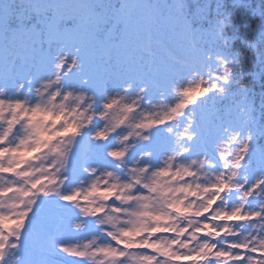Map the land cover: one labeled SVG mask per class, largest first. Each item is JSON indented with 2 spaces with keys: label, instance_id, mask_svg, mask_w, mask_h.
Instances as JSON below:
<instances>
[{
  "label": "snow or ice",
  "instance_id": "snow-or-ice-1",
  "mask_svg": "<svg viewBox=\"0 0 264 264\" xmlns=\"http://www.w3.org/2000/svg\"><path fill=\"white\" fill-rule=\"evenodd\" d=\"M0 264H264V0H0Z\"/></svg>",
  "mask_w": 264,
  "mask_h": 264
}]
</instances>
